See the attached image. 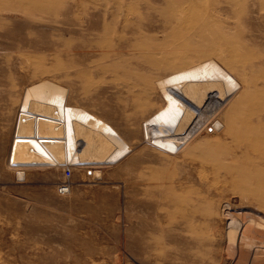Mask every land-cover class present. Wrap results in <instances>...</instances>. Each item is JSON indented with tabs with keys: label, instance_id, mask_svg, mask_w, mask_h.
<instances>
[{
	"label": "rangeland",
	"instance_id": "1",
	"mask_svg": "<svg viewBox=\"0 0 264 264\" xmlns=\"http://www.w3.org/2000/svg\"><path fill=\"white\" fill-rule=\"evenodd\" d=\"M262 219L264 0H0V264H264Z\"/></svg>",
	"mask_w": 264,
	"mask_h": 264
},
{
	"label": "bare ground",
	"instance_id": "2",
	"mask_svg": "<svg viewBox=\"0 0 264 264\" xmlns=\"http://www.w3.org/2000/svg\"><path fill=\"white\" fill-rule=\"evenodd\" d=\"M214 128H216V127H211V128H209V129H214ZM205 130V129H204ZM217 130V129H216ZM224 131L222 130L219 134H222V135H224ZM228 134V133H227ZM226 134V135H227ZM228 140V139H227ZM241 141V140H240ZM242 142V141H241ZM243 143V142H242ZM233 144V143H232ZM234 145V144H233ZM225 146V145H224ZM246 146V145H245ZM232 147V146H231ZM233 148V147H232ZM234 148H235V146H234ZM240 149V148H239ZM223 150V149H222ZM232 151H233V149H231ZM224 151V150H223ZM222 151V152H223ZM242 151H243V149H242ZM238 152V151H237ZM244 152V151H243ZM221 154V153H220ZM223 154V153H222ZM245 155V154H244ZM243 155V156H244ZM260 158V157H259ZM206 160V159H205ZM203 160H197V162H194L195 163V165H199V163L200 162H202ZM236 161V160H235ZM217 164H219V162H216ZM225 165V164H224ZM219 167H221L222 169H225L224 167H223V165H218ZM201 167V166H200ZM256 168V167H255ZM216 170V169H215ZM214 170V171H215ZM212 171H213V168H212ZM202 172V171H201ZM217 172V171H216ZM215 172V173H216ZM219 172V171H218ZM221 173V172H220ZM222 174V173H221ZM217 175H220V174H217ZM222 176V175H221ZM229 176V175H228ZM225 177V176H224ZM199 178H201V177H199ZM198 178V179H199ZM245 178V177H244ZM244 178H242V180L240 181V183H236L237 185V188H240V189H244V188H246V186H247V182L249 181H246ZM200 180V179H199ZM228 180V179H227ZM249 183V182H248ZM223 184V183H222ZM226 184V183H225ZM228 184V183H227ZM219 185V184H218ZM209 189V188H208ZM229 189V188H228ZM233 189V188H232ZM235 189V188H234ZM221 190V189H220ZM233 191V190H232ZM218 192V191H217ZM245 192V191H244ZM243 205V204H242ZM239 213V215L240 216H244L245 215V213H244V210L243 211H239L238 212ZM246 215H247V212H246ZM248 215H250V214H248ZM255 217V216H254ZM247 218H248V216H247ZM234 220V219H233ZM236 220V219H235ZM234 220V221H235ZM240 220V219H239ZM245 220V219H244ZM262 220H264V219H262ZM249 221V220H248ZM253 221V220H252ZM251 221V224H253V222ZM240 222V221H239ZM250 222V221H249ZM254 222H257V221H254ZM260 222H261V220H260ZM237 224V223H236ZM242 224V223H241ZM254 224H256V223H254ZM260 224V223H259ZM248 227V226H247ZM264 227V226H263ZM262 227V228H263ZM253 228V227H252ZM254 228H256L255 226H254ZM248 231H249V228H246ZM244 230V229H243ZM242 230V231H243ZM252 230V229H251ZM264 230V229H263ZM244 231H246V230H244ZM258 231V230H257ZM250 232V231H249ZM252 232V231H251ZM257 233V232H256ZM249 233H247V235H248ZM263 234V233H262ZM250 235H252V233L250 234ZM254 235V234H253ZM260 235V234H259ZM241 243H240V245L239 246H236L235 247V249H234V251H231L232 253H231V256H233L232 257V259H230V262H231V264L232 263H235V262H240V261H242L241 260V257H242V253H244V251H245V249L247 248V242L249 241L248 240V237L247 236H245L243 233H241ZM262 237V236H261ZM250 238H251V236H250ZM263 238V237H262ZM254 240V239H253ZM260 240H262V239H260ZM256 242H258V241H256ZM260 242V241H259ZM252 243V242H251ZM261 243H263V245H264V242H261ZM254 244V243H253ZM261 246V245H260ZM248 247H249V245H248ZM262 248H264V246H261ZM257 248V247H256ZM258 248H260L259 246H258ZM257 248V249H258ZM260 249V250H263L264 251V249ZM250 250V249H249ZM253 252H254V249H253ZM237 262V263H238ZM239 264H242V263H239ZM244 264V263H243ZM253 264H255L254 262H253Z\"/></svg>",
	"mask_w": 264,
	"mask_h": 264
},
{
	"label": "built area",
	"instance_id": "3",
	"mask_svg": "<svg viewBox=\"0 0 264 264\" xmlns=\"http://www.w3.org/2000/svg\"><path fill=\"white\" fill-rule=\"evenodd\" d=\"M28 116L26 115V111H24V109L22 108H18L17 110V113H16V126L19 122H24V119H27ZM36 136V135H35ZM9 162L11 164H14L12 162V155H10V160ZM60 163L59 162H52V164L50 165H59ZM61 164H64V165H61V166H64V169H63V181L61 182V184L58 186V192L61 193V194H64V193H67L69 191V188H70V185L68 183V179L70 178V174H71V169H70V166H68L67 163H61ZM15 166V164H14ZM39 166H43L42 164L39 165ZM115 264H121V263H115Z\"/></svg>",
	"mask_w": 264,
	"mask_h": 264
}]
</instances>
